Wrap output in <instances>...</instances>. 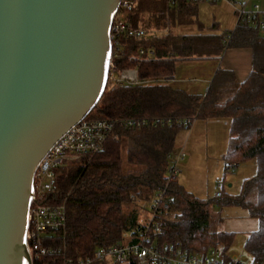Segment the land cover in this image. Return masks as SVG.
<instances>
[{"label": "trees", "instance_id": "16d2710c", "mask_svg": "<svg viewBox=\"0 0 264 264\" xmlns=\"http://www.w3.org/2000/svg\"><path fill=\"white\" fill-rule=\"evenodd\" d=\"M156 1L140 0L131 15L134 25L141 24ZM178 6L186 13L193 11L189 0H178ZM186 40L168 35L165 39L141 41L139 44L152 51L154 58L141 65L128 60V43L126 57L116 60L120 70L137 69L142 84L115 86L108 82L88 117L140 118L160 123L121 130L102 152L60 175L61 195H69L65 238L69 258L84 259L104 247L136 242L145 224L139 222V212L135 210L144 211L164 192L166 202L160 204V213L154 219L160 233H149L157 246L181 244L188 252L204 255L218 248L226 255L236 234L219 229L222 219L215 208L241 207L259 223L249 236L246 252L254 262H264V35L246 24H239L233 33L231 43L251 48L255 61L248 79L238 84L233 96L225 101L216 98L212 87L206 95L188 96L182 87L147 83L175 75L173 59L189 58L184 49L189 44ZM132 50L136 52L137 45ZM179 119L228 123L226 175L235 165L250 161L256 165V175L244 180L238 194L226 191L222 185L220 196L200 199L179 183L178 176L169 173L170 156L178 150V134L190 128L177 126L175 121ZM127 207H133L132 213H127ZM60 235L52 236L57 247L64 244ZM60 260V256H47L33 264H59Z\"/></svg>", "mask_w": 264, "mask_h": 264}, {"label": "water", "instance_id": "95a60500", "mask_svg": "<svg viewBox=\"0 0 264 264\" xmlns=\"http://www.w3.org/2000/svg\"><path fill=\"white\" fill-rule=\"evenodd\" d=\"M121 1L0 0V264H31L35 173L101 99Z\"/></svg>", "mask_w": 264, "mask_h": 264}, {"label": "built area", "instance_id": "2783aa9c", "mask_svg": "<svg viewBox=\"0 0 264 264\" xmlns=\"http://www.w3.org/2000/svg\"><path fill=\"white\" fill-rule=\"evenodd\" d=\"M226 1L237 6L236 14L238 24H246L260 34H264V4L255 0L241 2L230 0H189L192 4L214 3ZM167 5L175 7L178 0H166ZM140 0H122L117 12L114 14L111 31V59L107 83L111 85H139L137 69L120 70L116 60L126 57V44L128 47V60L131 63L141 65L144 62L154 60L153 52L147 51L139 43L148 38L145 26L134 25L132 14L135 13ZM137 45L136 52L133 46ZM174 76L159 80L148 81V84L174 83ZM196 121L179 119L175 124L179 127H191ZM173 121H168L172 123ZM159 121L149 119H107L97 116L87 117L71 130H69L48 152L39 164L34 177L30 206L28 211V223L26 233V248L31 264L43 257L60 256L59 264H247L244 255H223L220 249L211 250L206 255L186 251L181 244L157 246L155 240L149 235L150 231L160 233V226L155 223V215L160 213V204L166 202L165 193H159L152 204L151 220L139 231L136 242L118 243L113 246L98 249L93 256L88 258L72 259L67 256L66 227H67V201L68 196L63 197L60 191L59 178L63 171L71 166L82 164L86 159L92 158L104 150L106 143L118 136L123 129L143 128L148 125H159ZM185 159V153L176 150L170 156L171 166L169 173L178 176L179 163ZM226 161V159H225ZM237 166H234L235 169ZM222 193V184L218 185ZM61 233L64 240L62 247L54 245L53 235ZM248 241V240H247ZM50 245L47 246L46 243ZM247 244V242H246ZM246 250V245H245ZM251 264H264L254 262ZM55 262V260H54ZM57 263V261H56Z\"/></svg>", "mask_w": 264, "mask_h": 264}, {"label": "rangeland", "instance_id": "374dc122", "mask_svg": "<svg viewBox=\"0 0 264 264\" xmlns=\"http://www.w3.org/2000/svg\"><path fill=\"white\" fill-rule=\"evenodd\" d=\"M235 1L240 2V0ZM255 2L264 4V0H255ZM191 7L193 9L191 13L184 12L180 18L174 20L169 14L172 7L168 6L164 0H158L153 4L152 11L146 13L141 25L148 29V37L156 36V34L166 35L168 32L178 39L180 36H186L190 45V56L176 65L177 80L170 83L171 85L182 87L188 96L206 95L212 87L216 98L225 101L233 96L238 79L234 72L212 69V66L216 64L219 66L222 58H219V62L207 58V55L220 50L224 57L228 54L227 57L230 58L236 49L242 48L231 43L233 33L239 25L237 6L220 1L192 4ZM156 22L165 24V26H159L161 29L159 32L154 30L157 28ZM245 48L251 50V48ZM249 50L246 52H250ZM260 61L261 58H259ZM176 144L178 150L185 153V159L178 165L179 183L200 199L215 198L219 192L220 183L225 186L226 191L238 194L244 180L256 175V165L253 161L235 165L237 167L231 169L226 175L225 155H227L229 144V128L222 120L207 123L195 121L189 129L180 132ZM80 165L71 166L70 169ZM154 200L145 206L144 211L135 210L139 212L141 224H147L151 220ZM142 205L139 206L143 207ZM215 210L222 219L219 229L236 234L229 254L244 255L245 262L251 264L245 245L250 234L258 229V220L251 218L241 207L222 209L216 206ZM126 211L132 213L133 207H127Z\"/></svg>", "mask_w": 264, "mask_h": 264}, {"label": "crops", "instance_id": "0c3cea01", "mask_svg": "<svg viewBox=\"0 0 264 264\" xmlns=\"http://www.w3.org/2000/svg\"><path fill=\"white\" fill-rule=\"evenodd\" d=\"M184 9L180 8L178 5L175 6V7H172L169 14L170 16H172L175 19L177 18H180L182 13H184ZM186 13V12H185ZM165 26V24L163 23H159V22H156L155 23V27L157 26L155 30V32H159L161 29L159 28V26ZM238 27V26H237ZM168 35H170L171 37L173 38H177L173 35L170 34V32H168L166 35H159V34H156V36H151V37H148L147 40H153V39H165ZM261 35H264V34H261ZM183 37L186 38V36H180V39H182ZM187 39V38H186ZM187 43H188V40H186ZM219 43V42H218ZM220 46V43L217 44V47L219 48ZM186 50V53L190 56V45L187 44L184 48ZM222 49V48H220ZM246 50L248 51L249 49L245 48V47H242V48H238L235 50V52H233L230 56V58H228V54L224 57L222 52L219 50L217 51L216 53L212 54V55H207V58H211L212 60L214 61H219L221 60L219 66L214 65L212 66V69H216L217 68V71H228V72H234L236 74V77L238 79V83L237 84H241L243 83L244 81H246L248 79V77L250 76V74L252 73L253 71V67H254V52L253 50H249L250 52H246ZM234 54V55H233ZM224 57V58H223ZM234 57V58H233ZM219 58H222L219 60ZM186 58H183V57H177L176 59H173L175 60V64L178 65V62H182L184 61ZM174 77L176 78L177 77V67H176V73L174 75ZM177 80V78H176ZM180 80H183L180 78ZM201 95V94H199ZM219 121V120H217ZM209 122H213V121H209ZM207 123V122H205ZM225 125L228 127V123L225 122ZM180 134V132H179ZM178 134V135H179ZM225 159L227 158V155H225ZM226 256H233V255H230L229 252H227Z\"/></svg>", "mask_w": 264, "mask_h": 264}]
</instances>
